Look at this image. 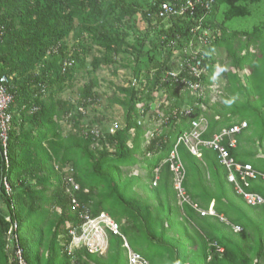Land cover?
I'll list each match as a JSON object with an SVG mask.
<instances>
[{
    "label": "trees",
    "instance_id": "trees-1",
    "mask_svg": "<svg viewBox=\"0 0 264 264\" xmlns=\"http://www.w3.org/2000/svg\"><path fill=\"white\" fill-rule=\"evenodd\" d=\"M183 1L0 0V73L12 75L16 85L7 162L0 143V264H13V244L7 246L8 217L18 225L28 264H128L124 238L137 250L142 245L134 240L140 237L148 249L161 244L154 257L140 252L150 264L264 262V206H249L235 192L216 152L201 147L199 158L185 144L178 145L186 170L183 186L201 208L207 210L213 203L216 213L230 224L181 205L167 161L178 137L201 117L207 121L201 134L205 140L247 121L230 152L237 162L248 163L264 175V0H215L208 9L196 3L185 16L159 17L162 3ZM249 16L254 28L243 35L251 40L237 54L232 43L239 33H229L226 23ZM138 22L149 31L141 35ZM207 30L213 39L204 46L203 66L209 73L199 79L204 96H193L183 92L181 82L170 73L179 68L184 49L197 39L196 34ZM252 43L259 44L258 54L248 51ZM220 47H226L233 59L223 72L225 94L212 102L209 92L216 59L211 54ZM119 58L125 62L121 66L132 70L130 83L118 88L123 97L114 96L123 108L124 124L113 133L101 130L94 139L85 133L95 121L81 127L85 115L77 109L96 104L99 83L93 75L115 66ZM246 68L250 74L242 75ZM83 69L90 79L72 105L60 96ZM188 71L184 65L176 78L192 79ZM156 91L165 93L169 102L163 111L167 121L161 135L155 132L147 139L148 127L140 121L152 109ZM33 105L38 109L31 112ZM64 120L73 122L78 131L63 136L60 121ZM137 166L142 172L133 173ZM70 169L79 187L74 196L81 209L93 216L107 212L119 225L120 234L107 231L103 255L85 245L69 251L70 231L82 222L67 192ZM249 190L264 197V177L252 179ZM232 225L242 230L234 232ZM213 241L224 247L222 256L214 252Z\"/></svg>",
    "mask_w": 264,
    "mask_h": 264
},
{
    "label": "built area",
    "instance_id": "built-area-1",
    "mask_svg": "<svg viewBox=\"0 0 264 264\" xmlns=\"http://www.w3.org/2000/svg\"><path fill=\"white\" fill-rule=\"evenodd\" d=\"M215 0H186L182 3L164 2L160 6L161 9L158 12L160 18L168 19L170 17H182L189 9H193L196 3L204 5L206 9L209 8V3H214ZM197 28L192 31L196 32ZM212 31H202L198 35L195 41H191L184 49L185 57L179 62V68L171 71V78L176 82H181V89H185L193 96H201L204 93V86L201 85L199 79L202 75L207 74V69L203 66L205 59L204 51L202 50L206 46L207 42L211 40ZM209 44V43H208ZM184 60V61H183ZM187 65L189 67L188 73L192 79L176 78L179 74L181 67ZM174 77V78H173ZM168 80V77L166 78ZM16 85L13 80V76L9 74L0 73V143L3 146L4 160L8 161L7 157V141L8 134L12 123V114L10 113V107L15 99ZM204 96V95H203ZM38 108L36 105L31 107V112L36 111ZM80 112H84L83 108H79ZM143 112V111H142ZM190 110L186 109V114H189ZM161 117H164L162 115ZM166 118H163V123L166 122ZM141 123V122H140ZM207 121L204 118H200L192 123V127L189 131L182 133L174 148L171 150L167 161L171 165V169L174 173V188L178 195L181 204L190 206L193 210L200 213L201 216H215L220 221L230 224L224 215L217 214L213 208V204L209 206V209L205 210L201 206L193 201L190 195L187 193L183 186L186 170L184 164L180 158L178 152V145L183 143L191 151L192 154L201 157L200 148L206 147L213 149L219 161V164L223 166L227 171V181L233 185L235 192L242 197L248 205L257 207L264 206V197L258 193L250 191V182L252 179H256L259 176L264 177L262 173L254 169L250 164H243L237 162L231 155L230 148L237 146V136L241 131L247 127V122L243 121L239 125H234L229 129H223L221 133L216 134L212 139L205 140L201 138L202 132L206 129ZM110 131L109 133H113ZM90 134L94 139H98L101 136V130L98 127L90 128L85 134ZM154 137V133L151 134L150 139ZM73 170H71L72 172ZM70 188L67 189L71 196V205L73 210L78 214V218L81 219V223H78L70 231L72 236V242L69 247L70 253L72 248L85 245L88 250L94 253L106 252L108 247L107 231H111L113 234H120L119 225L113 220L107 213L102 212L97 216H93L90 211H83L81 209V203L74 196L75 191L79 189L77 183L74 181L73 174H70L67 178ZM156 184V183H155ZM4 185L6 191L11 193V188L8 182L4 179ZM7 220L11 223L7 233V246L11 242L12 259L13 264H28L24 258V250L18 239V225L15 221H12L10 217ZM234 232H240L242 228L238 225H232ZM214 252L218 255H223L224 247L220 246L217 242H210ZM123 247L127 253L128 264H150L149 260L143 256L137 250H133L130 243L124 238Z\"/></svg>",
    "mask_w": 264,
    "mask_h": 264
},
{
    "label": "rangeland",
    "instance_id": "rangeland-1",
    "mask_svg": "<svg viewBox=\"0 0 264 264\" xmlns=\"http://www.w3.org/2000/svg\"><path fill=\"white\" fill-rule=\"evenodd\" d=\"M264 7V6H263ZM253 9V8H252ZM256 8L253 9L255 11ZM249 17H243V18H234L231 22L226 23V29L229 31V33H239L238 36L235 39H233V49L236 51V53L241 54V49L244 48L243 44H248L249 40L246 38L243 34L244 31H252L254 28L253 22L254 20L248 19ZM79 22L77 21V24ZM137 28L139 29V33L143 35L145 31L147 30V25L144 23H137ZM230 27V28H229ZM232 29V30H230ZM71 38V37H70ZM72 39V38H71ZM70 39V41H71ZM213 39V38H212ZM211 39V40H212ZM209 40L206 44L210 43ZM133 41V40H132ZM226 48V47H225ZM224 47L217 48L214 50V52L211 54L216 59V62L213 66V82L211 83L209 97L211 98L212 102H217L221 100V96L225 94V91L223 89L224 87V77L223 72H227L230 65L232 64V56L231 54H228L227 49ZM259 44L258 43H252L249 50L250 52H253L255 54H258L259 52ZM204 51V47L202 49ZM91 57L88 58V62H90ZM124 61L122 59H118V63L113 67H103L96 71V73L93 75L98 79V86L95 88L96 93V104L92 106H88L86 113L84 114L85 117H81L80 123L82 126H88L89 124L94 123V127H99L100 130L103 132L105 131H115L116 129H119L123 127L124 124V111L123 108L116 104L114 102V96L119 95L120 97H123L118 88L127 86L130 83V80L132 78V70L130 67H123L121 64ZM125 63V62H124ZM124 65V64H123ZM90 69V67H89ZM249 71L251 70L250 68ZM244 69L243 71H240L242 75H248L250 72ZM116 70V71H115ZM209 73V70H207ZM91 76V77H93ZM90 79L89 75L87 74V69H83L79 71L76 74L74 82H72L69 87L61 94L60 98L64 99L65 101H68L72 105H75L77 101L80 99V92L83 88L84 84L88 82ZM183 92L185 89H181ZM189 95H192L189 92ZM166 94L163 92H153L152 94V100H151V106L152 109L147 111L145 114L144 119L141 120V124H146L145 127H148L147 133L145 138L149 139L151 137L152 133L157 132L159 135L162 134V123L163 118L161 117L164 115L163 111L168 106L169 102L165 98ZM140 106V105H139ZM159 114V117H154L155 113ZM99 119L100 123L96 122V120ZM60 130L62 132V135L66 136L69 133H76L77 127H73V122L71 121H60ZM144 122V123H143ZM72 123V124H71ZM165 129V128H164ZM166 132V131H165ZM94 144V143H93ZM261 156V154H259ZM128 169V168H127ZM126 169V170H127ZM133 173H139L138 169L134 167L132 169ZM105 208L107 210H111V205L106 204ZM209 216V215H207ZM228 221V220H227ZM225 223V222H224ZM137 244H141V248H136L145 256L154 257V253L157 252V250L161 247V244L154 243L151 245V249H148L144 247V242L146 240L143 237L136 238L134 240ZM106 252L99 253L100 255L105 254ZM160 260V259H159ZM158 260V261H159ZM163 262L161 259L159 262ZM261 264H264L263 261H260Z\"/></svg>",
    "mask_w": 264,
    "mask_h": 264
},
{
    "label": "clouds",
    "instance_id": "clouds-1",
    "mask_svg": "<svg viewBox=\"0 0 264 264\" xmlns=\"http://www.w3.org/2000/svg\"><path fill=\"white\" fill-rule=\"evenodd\" d=\"M246 69H247V68H246ZM247 70H248V69H247ZM80 107L83 108L84 112H80V111H79V108H80ZM77 110H78V112H80L82 115H84V114L86 113L85 108H84L83 106H81V105L78 106V109H77ZM140 122H141V121H140ZM242 122H243V121H242ZM242 122H241V123H242ZM246 122H247V121H246ZM241 123H238V124H235V125H239V124H241ZM247 124H248V123H247ZM246 164H248V163H246ZM71 170H73V169H70V174H73V171L71 172ZM101 213H102V212H101ZM105 213H107V212H105ZM107 214H108V213H107ZM108 215H109V214H108ZM222 215H223V214H222ZM109 216H110V215H109ZM110 217H111V216H110ZM111 218H112V217H111ZM112 219H113V218H112ZM113 220H114V219H113Z\"/></svg>",
    "mask_w": 264,
    "mask_h": 264
},
{
    "label": "crops",
    "instance_id": "crops-1",
    "mask_svg": "<svg viewBox=\"0 0 264 264\" xmlns=\"http://www.w3.org/2000/svg\"><path fill=\"white\" fill-rule=\"evenodd\" d=\"M222 167H223V166H222ZM136 168L138 169L139 172H142V170H141L140 167L137 166ZM223 168H224V167H223ZM224 169H225V168H224ZM225 171H226V169H225ZM226 172H227V171H226ZM226 175H227V174H226ZM244 202L246 203V201H244ZM180 204H181V203H180ZM211 204H213V203H211ZM211 204H210V205H211ZM246 204L248 205V203H246ZM181 205H185V204H181ZM249 206H251V205H249ZM189 207H190V206H189ZM253 207H254V206H253ZM190 208H191V207H190Z\"/></svg>",
    "mask_w": 264,
    "mask_h": 264
},
{
    "label": "bare ground",
    "instance_id": "bare-ground-1",
    "mask_svg": "<svg viewBox=\"0 0 264 264\" xmlns=\"http://www.w3.org/2000/svg\"><path fill=\"white\" fill-rule=\"evenodd\" d=\"M201 118H204V117H201ZM205 119V118H204ZM199 120V119H198ZM206 120V119H205ZM207 127V126H206ZM229 129V128H228ZM205 131V130H204ZM204 131L202 132V133H204ZM202 138V137H201ZM209 216H211V215H209ZM134 250V249H133Z\"/></svg>",
    "mask_w": 264,
    "mask_h": 264
}]
</instances>
